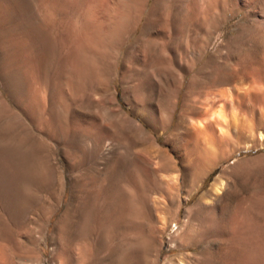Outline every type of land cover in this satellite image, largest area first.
I'll return each mask as SVG.
<instances>
[{"label":"rangeland","instance_id":"1","mask_svg":"<svg viewBox=\"0 0 264 264\" xmlns=\"http://www.w3.org/2000/svg\"><path fill=\"white\" fill-rule=\"evenodd\" d=\"M20 6L0 0V264H264V107L214 125L211 171L195 120L264 66V0ZM245 218L260 236L234 241Z\"/></svg>","mask_w":264,"mask_h":264},{"label":"bare ground","instance_id":"2","mask_svg":"<svg viewBox=\"0 0 264 264\" xmlns=\"http://www.w3.org/2000/svg\"><path fill=\"white\" fill-rule=\"evenodd\" d=\"M32 1L34 0H18V2L21 4V6L19 7L18 11L22 12L25 11L31 7L29 6ZM55 2H59V3H65L68 1L71 2H78L79 0H52ZM147 3V2H146ZM135 8V7H134ZM138 9V8H137ZM6 10L3 9L1 13H4ZM33 10V9H32ZM31 11V9H30ZM133 11V10H132ZM156 11V10H155ZM8 13V11H7ZM23 13V12H22ZM27 13V12H26ZM165 13V12H164ZM20 14V13H19ZM29 14V13H28ZM166 16V15H165ZM151 18V17H150ZM161 18V17H160ZM134 19V18H133ZM159 21V20H158ZM79 26V25H78ZM98 27V26H97ZM101 29V27H100ZM102 31V30H101ZM128 31V30H127ZM100 32V31H99ZM104 36V35H103ZM106 37V36H105ZM102 38V37H101ZM97 39V38H96ZM101 40V39H100ZM124 44V43H123ZM88 58V57H87ZM242 61V60H241ZM258 69L256 70H252L249 69L248 67H244L242 72H241V76L240 75H236V74H230L227 75L226 78L223 79V83L226 85L231 86V89L228 91H226V95H223V93L225 94V92L220 93L221 98L223 101V103L219 104L218 106H216V104L211 105L210 108L207 110V112L205 111L204 114L202 115H198L197 117H195V120L197 122V125L200 127V130L203 132V134L205 133L207 136L206 138H203L204 143L207 145V148H205V150H201L199 151V155L198 158L203 159L204 162L206 163V165L208 166V169H210V171L215 167V165L217 164L218 160L215 158V156L217 155L216 153V147L215 145L217 144V140H215V138H211L212 136H210V132L215 130L214 125H216L217 127L220 126H225L228 125L227 121L228 119H226L227 117L230 118V120L233 122V124L236 121V115L238 112V110H250L256 105H262L264 107V66H259L257 67ZM223 76V75H222ZM240 76V77H239ZM218 80V79H217ZM227 88V87H226ZM218 90V89H216ZM221 92V91H220ZM208 100V99H207ZM209 107V106H208ZM260 107V106H259ZM259 109V108H258ZM199 113V112H198ZM195 115V114H194ZM239 116V115H238ZM248 117V116H247ZM246 117V118H247ZM249 118V117H248ZM255 118V117H254ZM193 119V118H192ZM193 120V121H195ZM210 120H213L214 122H211ZM252 120V119H251ZM230 121V122H231ZM239 122V121H238ZM195 123V122H194ZM241 123V122H240ZM230 124V123H229ZM236 125V124H235ZM195 126V125H194ZM193 126V127H194ZM193 127H190L189 132H188V138L192 139L194 136V130L191 129ZM196 127V126H195ZM194 127V128H195ZM216 127V128H217ZM227 127V126H225ZM224 128V127H223ZM231 128V127H230ZM251 128V127H250ZM221 129V128H220ZM219 129V130H220ZM227 129V128H226ZM231 130V129H229ZM196 131V130H195ZM250 131V130H249ZM214 132V131H213ZM196 133V132H195ZM200 133V132H199ZM225 133V131H224ZM229 133V132H228ZM227 133V134H228ZM232 133V132H231ZM197 134V133H196ZM202 134V135H203ZM216 134V132H215ZM222 134V133H221ZM200 135V134H199ZM198 136V135H197ZM226 136V135H224ZM231 136V135H230ZM233 136V134H232ZM231 136V137H232ZM215 137V136H214ZM227 137V136H226ZM229 137V136H228ZM221 138V136H220ZM199 140V139H198ZM189 141V140H188ZM230 141V140H229ZM187 142V141H186ZM203 142V141H202ZM233 142V141H232ZM157 143V142H156ZM155 143V144H156ZM199 143V142H198ZM223 143V142H222ZM203 144V143H202ZM158 145V144H157ZM218 145V144H217ZM223 145V144H222ZM200 147V146H199ZM206 147V146H205ZM196 148V147H195ZM158 149V148H157ZM160 151V150H159ZM196 151V150H195ZM218 151V150H217ZM226 153H224V158L226 157L225 155ZM165 156V155H164ZM218 158V157H217ZM195 160V159H194ZM198 160V159H197ZM204 163V164H205ZM199 164V163H198ZM210 167V168H209ZM207 169V168H206ZM209 171V172H210ZM206 173V172H205ZM207 174V173H206ZM118 178V177H117ZM230 184V183H229ZM118 185V184H117ZM227 185L226 180L224 179V176H219L212 184L209 193L215 195V200L217 199H221L222 196L220 195V193L224 192V189ZM106 186V185H105ZM228 187V186H227ZM106 191V190H105ZM104 195V194H103ZM102 196V195H101ZM206 196H208V193L203 195L201 197V202L206 198ZM119 197V196H118ZM214 200V201H215ZM110 201V200H109ZM111 202V201H110ZM129 202V201H128ZM103 203V202H102ZM134 204V203H133ZM115 205V204H114ZM211 205V204H210ZM109 206V205H108ZM97 209V208H96ZM131 209V208H130ZM109 211V210H108ZM118 212V211H117ZM234 215V214H233ZM103 217V215H102ZM199 217V216H198ZM89 220V219H88ZM234 241H241V240H245L246 239H251L253 240L254 237H258L260 236L259 231L257 230V228H255L253 225H250L249 223L246 222V218L243 221H239V223H236L234 228ZM88 232V231H87ZM102 232V231H101ZM264 234V233H263ZM186 235V234H185ZM88 236V235H87ZM89 237V236H88ZM264 237V235H263ZM209 238V237H208ZM262 238V237H261ZM239 240V241H238ZM250 240V241H252ZM244 241V242H245ZM242 243V241H241ZM246 243V242H245ZM254 245V244H253ZM254 250V249H253ZM262 254V253H261ZM183 259V258H182ZM174 261V260H173ZM199 262V261H198ZM173 264V263H172ZM199 264V263H198Z\"/></svg>","mask_w":264,"mask_h":264}]
</instances>
